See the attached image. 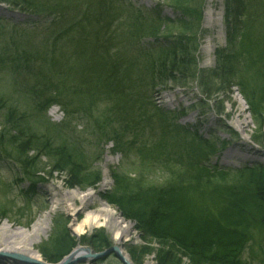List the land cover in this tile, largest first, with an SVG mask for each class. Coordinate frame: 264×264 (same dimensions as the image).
I'll list each match as a JSON object with an SVG mask.
<instances>
[{
    "label": "trees",
    "instance_id": "trees-1",
    "mask_svg": "<svg viewBox=\"0 0 264 264\" xmlns=\"http://www.w3.org/2000/svg\"><path fill=\"white\" fill-rule=\"evenodd\" d=\"M165 1L176 19L165 18L159 6L137 10L128 0H0L33 16L21 22L0 18V83L12 84L29 98L38 116L72 98L85 107L104 99L110 114L138 128L133 125L169 121L150 100L154 87L186 85L189 78H199L207 96L240 86L257 124L264 125V110L255 95L260 91L264 98V0L226 1L229 45L218 51V64L209 71L198 67V36L186 34L192 27L184 24V15L199 16L203 22L206 0ZM250 81L256 85L253 89ZM7 101L0 92V108L7 107L6 121L0 123V153L20 165L25 180L34 184L40 178L32 167H40L44 156L47 173L62 174L69 188L85 190L101 181L100 170L84 167L78 155L40 129L38 118L20 113ZM182 133L190 139L184 145L189 156L180 158L187 161L184 170L175 172L181 183L157 187L135 180L134 185L126 176L114 175L115 192L104 194L135 222L143 241L159 245L143 246L139 255L154 252L156 264H250L242 254L254 248L256 261L264 264V167L247 162L232 171L220 169L200 160L217 151L215 143L186 128ZM255 137L254 142L263 143ZM62 234L57 242L66 250L43 248L47 261H60L77 246L66 230ZM88 244L98 251L112 246L104 233Z\"/></svg>",
    "mask_w": 264,
    "mask_h": 264
},
{
    "label": "rangeland",
    "instance_id": "rangeland-1",
    "mask_svg": "<svg viewBox=\"0 0 264 264\" xmlns=\"http://www.w3.org/2000/svg\"><path fill=\"white\" fill-rule=\"evenodd\" d=\"M128 1L135 9L145 12L159 6L163 10L165 18H169V21L176 19L174 10L165 0ZM226 1L207 0L203 22H200L199 16L184 15V24L189 22L192 27L185 33L198 36V67L205 71L212 70L218 64V51L226 49L229 45ZM29 16L33 17L20 10L19 7L0 2V18L2 20L21 22ZM163 29L165 30L166 27ZM180 30L182 29L170 31L167 28L169 32H180ZM165 33L168 35V32ZM161 34L159 33V35ZM203 75L205 76V74ZM247 84L251 89L256 86L252 81ZM240 90H242L240 86H233L225 93L216 90L211 96L209 95V98L204 93L199 78H189L186 85L173 82L157 85L150 92V100L155 104L156 109L164 112L163 118H168L169 121L158 123L151 121L150 124L145 122L142 126H139L141 123H138L133 125L138 128H132L129 127V123L125 124L122 120L119 121L118 115L109 113L110 103L104 99L86 103L87 107H85V105H78L72 98L69 104L64 106L61 103L54 104L38 116L35 106L29 98L17 92L12 84L0 83V92L6 96L8 104L14 105L20 113L38 118L40 129L60 140L72 153L78 155L79 158L76 157L83 162L84 167H88L91 172L97 170L101 172V181L95 187H88L85 190L79 187L69 188L62 174L53 172L52 175H49L47 173L49 172L47 158L43 156L40 159V165H38L40 167H32L35 172L33 174L41 178L33 184L25 180L19 164L2 158L0 153V240L6 239L12 232L19 234L22 229L31 230L38 218L47 214L54 201H58L57 208L50 218L48 217L50 224L48 232L39 229L34 233L16 236V241H22L30 235L28 236L29 240L32 241L33 247L40 254H42L43 248L47 249L45 251L59 253L66 250V246L61 247L57 242L63 236L62 232L66 230L78 242L72 250L78 247H90L89 253L91 254L103 252L101 257L93 259L83 256L84 253L69 264H125L115 253L108 255L105 253L111 247H118L122 255L132 264H156L154 252L141 256L138 250L143 246L158 248L157 242L143 241V235L137 229L135 222L125 218L120 213L118 206L110 204L104 198V194L115 192L117 187L114 175L120 178L126 176L127 180H130V183H134V185L135 180L136 183L137 180L144 181L146 184L157 187L166 186L167 183L176 180L181 183L183 180L175 172L178 169L182 170L180 172L184 170L182 165L187 161H182L180 158L183 154H186L185 158L189 156L184 145L190 139L189 136L182 133L183 128L204 135L203 139L208 140L210 144L215 143L217 146V151L210 155L208 160L199 156L201 161L205 160L213 165L217 163L220 169L227 171H232L247 162L259 163L264 167V125L257 124L251 106ZM255 95L256 101L260 102L264 110V98H261L260 91ZM221 108L222 112L219 111ZM0 110V123H4L7 107L0 108ZM33 117H30V120H33ZM21 123L22 121H20ZM33 124L36 123L33 122ZM1 130L0 126L2 139ZM254 136L261 138L263 143L256 144L252 140ZM101 138L102 140H100ZM8 147L15 151L14 146ZM34 154V152H30L29 156ZM44 168L45 171L41 170ZM26 190L33 191V193L25 195ZM71 190L94 192V198L87 207L85 206L86 209L83 208L79 199L75 200V206L80 207L75 212L78 221L84 219L88 210H97L104 203L113 208L116 213L109 219L108 226L87 228L77 236L72 228L70 211L60 200L64 192ZM119 218L123 221L125 228L129 229L127 240L120 244L115 241L116 227L114 225V221ZM103 233L110 240L112 246L98 251L88 242L94 235ZM131 252L135 253L136 258ZM261 255L264 258V251L261 252ZM258 257L259 253L254 248L252 253L249 248L242 254V258L250 264H260L256 261ZM182 258L184 261V256ZM41 261L51 263L44 257ZM57 261L60 262L59 260L55 262ZM0 264L36 263L20 261L12 255L4 254L0 256Z\"/></svg>",
    "mask_w": 264,
    "mask_h": 264
},
{
    "label": "bare ground",
    "instance_id": "bare-ground-1",
    "mask_svg": "<svg viewBox=\"0 0 264 264\" xmlns=\"http://www.w3.org/2000/svg\"><path fill=\"white\" fill-rule=\"evenodd\" d=\"M94 198V192L91 190L87 191H78V190H71L66 191L63 193L62 198L60 199L63 203L65 208L70 211L72 220V228L74 233L79 236L81 235L87 228H94L96 226L105 225L108 226L109 219L115 216V211L107 204H102V207L97 210H88L85 214L83 220H77V214L75 213L78 206H75V200L79 199L83 208L88 206L91 200ZM59 202L54 201L52 204L51 210L47 212V214L40 216L38 220L33 224L31 230L22 229L17 232H12L6 239L0 240V256L12 255L19 259L20 261H34L39 262L43 260V255L40 254L34 247L32 241L29 240L30 235H26L27 237L22 241H16V236H22L25 233H34L40 230L44 232H48L50 228L49 219L50 215L54 212L57 208ZM86 207L84 209H86ZM114 225L116 227L115 231V241L116 243L120 244L127 240L129 236V229L125 228L126 226L123 225V221L119 218L118 220L114 221ZM28 239V242H27ZM73 251V250H72ZM80 253H85L84 250L80 251ZM23 259V260H21ZM25 263V262H24Z\"/></svg>",
    "mask_w": 264,
    "mask_h": 264
},
{
    "label": "water",
    "instance_id": "water-1",
    "mask_svg": "<svg viewBox=\"0 0 264 264\" xmlns=\"http://www.w3.org/2000/svg\"><path fill=\"white\" fill-rule=\"evenodd\" d=\"M84 253H80V251H83ZM89 251H91L90 247H78L77 249L73 250L68 256H66L62 261H60L58 264H69L71 261L73 262L76 257H78L79 255L84 254L83 256L89 258V259H93V258H97V257H101L102 253H89ZM105 253L108 255L110 253H115L125 264H132L130 261H128V259L122 255L120 249L118 247H111L107 252L105 251ZM28 261V260H26ZM36 264H53V263H49V262H45V261H39V262H35Z\"/></svg>",
    "mask_w": 264,
    "mask_h": 264
}]
</instances>
